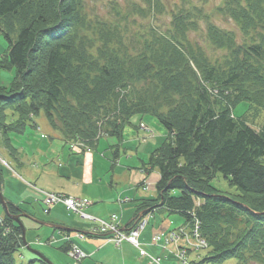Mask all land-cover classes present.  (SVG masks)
Here are the masks:
<instances>
[{
  "label": "trees",
  "instance_id": "16d2710c",
  "mask_svg": "<svg viewBox=\"0 0 264 264\" xmlns=\"http://www.w3.org/2000/svg\"><path fill=\"white\" fill-rule=\"evenodd\" d=\"M139 1L143 6L130 1L114 9L115 19L90 11L85 0H0L7 42L0 68L15 72L0 85V146L15 156L11 134H23L41 112L66 143L88 149L98 146L101 131L118 144L134 116H151L167 136L143 167L159 174L156 196L143 199L135 213L198 221L207 249L192 264L228 258L264 264V124L252 123L264 115V0H223L216 8L241 39L190 0L172 11L170 28L148 23L133 31L127 27L136 15L162 9L161 0ZM201 21L208 45L222 55L209 57L190 36ZM241 101L250 109L235 117ZM217 173L237 192L216 189ZM7 207L13 215L23 211L11 202ZM21 236L4 214L0 264H17ZM59 248L65 252L68 244ZM27 264L47 263L33 256Z\"/></svg>",
  "mask_w": 264,
  "mask_h": 264
},
{
  "label": "rangeland",
  "instance_id": "374dc122",
  "mask_svg": "<svg viewBox=\"0 0 264 264\" xmlns=\"http://www.w3.org/2000/svg\"><path fill=\"white\" fill-rule=\"evenodd\" d=\"M130 1H136L143 6V2L139 0H85L90 11L110 15L115 19L118 15L114 9L124 10ZM222 2L223 0H190V6L203 4L205 10L212 12L210 21L222 28L234 30L241 39V33L234 22L218 14L216 8ZM183 3V0H161V10L154 8L152 17L143 18L136 15L137 23H128L127 28L134 27L133 31L139 29L143 32L146 28L144 26L151 23L161 30L168 29L171 27L172 11H176ZM206 23L201 21L199 30L189 34L206 48L209 57L214 58L222 53L213 51L205 40ZM5 49L6 40L0 35V54ZM13 75L14 69L9 71L0 68V84L11 81ZM249 109V103L241 101L233 107L232 112L235 117H242ZM263 116L261 114L252 120L258 129L264 124ZM31 123L33 126H26L23 134L10 136L11 144L17 150L15 156L0 146V188L4 199L20 205L34 218L44 221L38 224L27 217L21 218L26 240L30 242L31 247L42 252L52 264H155L150 263L148 257L142 256L136 247L128 243H123L118 248L113 242L98 236V230L93 231L90 228L91 223L85 220L83 212L100 218H108L111 213H116L121 225L131 222L137 209L136 205L143 199L156 196L154 184L159 177L158 172L153 170L144 175L141 169L144 162L148 161L150 152L165 138V128L151 116H134L132 124L124 128L118 144L114 137H102L96 148L77 153L70 152L68 145L59 138L60 134L50 126L43 112L34 116ZM140 123L145 124L152 133L148 134ZM115 151L117 156L113 159ZM143 182L148 185L147 189L141 185ZM211 183L218 190L237 192L220 173L216 174ZM40 190L67 194L63 199H69L67 204L71 206L64 207L66 201L63 204L56 203L50 206L48 214L44 213ZM73 199L80 204L79 207L70 201ZM4 214L0 203V217ZM182 224L184 219L177 214L155 212L140 233L139 240L150 255L161 258V264H179L171 253L164 252V246L155 238V234L164 233L166 229ZM77 229L83 232L72 236V242L77 244L87 257L76 263L75 256L70 254L73 258L70 261L71 258L59 247L66 241L61 232L67 233ZM171 232L180 233L177 229ZM168 233L166 232V235ZM52 235L55 240L51 238ZM78 235L82 236L83 240L76 239ZM150 240L155 243L152 244ZM169 249L177 252L173 247ZM204 253L202 250L200 255L203 256ZM32 256L23 247L15 254L16 263L27 264V259L30 260ZM204 264H235V259L228 258L222 262Z\"/></svg>",
  "mask_w": 264,
  "mask_h": 264
},
{
  "label": "built area",
  "instance_id": "2783aa9c",
  "mask_svg": "<svg viewBox=\"0 0 264 264\" xmlns=\"http://www.w3.org/2000/svg\"><path fill=\"white\" fill-rule=\"evenodd\" d=\"M54 199L61 200L60 197L57 198V197H54L53 195H50L49 198L46 199V201L54 200ZM63 201L64 202L66 201L67 207L71 206V205L67 204L69 199H67V200L64 199ZM70 201L73 202L74 204H76L79 207L80 204L76 200L73 199V201L72 200H70ZM142 225L143 224L140 223L139 227H142ZM101 229L102 230L110 229L112 231H115L114 240H115L116 243H119L122 239H127V240H129V241H131L133 243H136L137 229L132 230L128 236H125V235L119 233L118 231H116L115 225H112V224L111 225L103 224ZM179 232L180 233H178V234H176L174 232H170L169 236H168V239L176 242L179 239V237H182L184 239V242H185V245H186L185 247H192L195 250L200 249V248H204L206 246V242L204 243V239L199 236V233L197 232V228L196 227L192 231L191 234H189L188 232H186L183 229H180ZM200 243L202 245H200ZM70 254H71V256H75L76 263H77L78 260H80V258L83 257V253L76 247H74L72 250L69 251V255ZM177 255H178V257L180 259H183V257H184V249L178 250L177 251ZM183 263H184V261H183Z\"/></svg>",
  "mask_w": 264,
  "mask_h": 264
},
{
  "label": "water",
  "instance_id": "95a60500",
  "mask_svg": "<svg viewBox=\"0 0 264 264\" xmlns=\"http://www.w3.org/2000/svg\"><path fill=\"white\" fill-rule=\"evenodd\" d=\"M0 203L2 204L3 208L5 209L6 215H7L10 219H12V220H13V221H14L19 227H21V231H22V236H21V238H22V241H23L24 245L26 246V248H27L30 252H32V253H34V254H36V255H38L39 257L42 258L40 252L37 251V250H34V249L30 248V246L27 245L26 240H25V227H24V225H23V223H22L20 217H21V216H27V217H28V215H27V214H24V213H21V214H19V215H13V214L9 213V211H8V207H7V201L4 199V197H3V195H2L1 189H0ZM48 264H51V263L48 262Z\"/></svg>",
  "mask_w": 264,
  "mask_h": 264
}]
</instances>
